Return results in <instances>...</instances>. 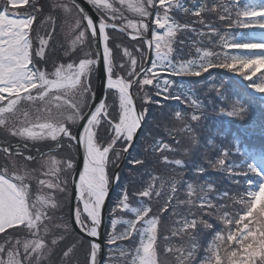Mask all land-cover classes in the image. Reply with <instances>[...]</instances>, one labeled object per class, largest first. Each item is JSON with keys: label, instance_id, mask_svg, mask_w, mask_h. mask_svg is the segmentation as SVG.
<instances>
[{"label": "snow or ice", "instance_id": "1", "mask_svg": "<svg viewBox=\"0 0 264 264\" xmlns=\"http://www.w3.org/2000/svg\"><path fill=\"white\" fill-rule=\"evenodd\" d=\"M85 2L95 15L78 0L0 4V132L17 140L0 147L5 157L0 166V234L6 238L0 244V264H43L52 254L59 257L56 264H166L169 254L175 264H264V247L249 235L255 232L264 239V215L252 210L256 193L264 187V171L259 170L258 188L230 195L231 189H221L223 180L198 184L183 180L184 172L178 173L181 180L151 175L161 162L188 166L164 155L178 152L172 144L149 143L172 112L175 118L183 115L164 101L189 108L190 99L196 100V90L175 78L208 74L202 80L206 82L214 69L226 67L245 80L255 77L251 88L264 94V72L252 76L251 70H239L248 60L264 57V51L251 57L235 51L254 49L243 45L264 40L238 43L230 31L221 34L205 22V13L218 12L220 21L231 23L235 0L201 3L195 9L182 0ZM173 10L195 19L178 22ZM125 11L136 18L126 17ZM240 16L241 10L236 11L237 25L250 24ZM255 20L264 21V15ZM250 27L264 32V24ZM203 37L221 49L229 45L231 55L217 63L213 56L218 53L204 46ZM212 91L223 106L228 100L223 81ZM241 110L237 101L229 116ZM227 155L223 152L208 165L237 182L240 165L226 163ZM192 171L197 180L206 173L200 165ZM145 174L150 177L146 186ZM182 180L184 199L178 194ZM166 185L169 192H164ZM162 193L166 198L154 211L151 201ZM225 201L238 207L229 212ZM170 223L179 225L171 236L191 238L187 250L167 243ZM199 226L210 230L212 239L198 259ZM161 239L166 245L162 249ZM250 245L257 247L255 254L246 251Z\"/></svg>", "mask_w": 264, "mask_h": 264}, {"label": "trees", "instance_id": "2", "mask_svg": "<svg viewBox=\"0 0 264 264\" xmlns=\"http://www.w3.org/2000/svg\"><path fill=\"white\" fill-rule=\"evenodd\" d=\"M221 2L222 0H182L185 6L192 9L199 7L201 3H207L211 6L212 4L219 5ZM223 2L229 3V0H223ZM235 3L237 6L233 8V21L231 23L220 21L218 19V12L205 13V22L213 23L214 27L221 30V34L225 31H230L231 35L236 37V42L238 43L264 40V32L251 29L250 27L251 25L259 27L261 24H264V21L255 20V17L264 15V0H254L252 3L249 0H235ZM238 10H241L239 18L241 20L247 18L250 24L237 25L235 23V12ZM252 10H255L257 13L253 14ZM172 14L178 22L191 23L195 19L191 14H184L177 10H173ZM194 26L197 28L203 27L198 24ZM204 30L207 31V29ZM184 35L187 37L191 34L185 33ZM191 39L195 40L197 38L192 36ZM202 39L204 40L205 47L213 50V53H218V55L213 56V59L217 63H223L231 55L227 52L229 45H225L221 49L214 44H210L207 37H203ZM213 39L217 40V44L219 43L218 38ZM243 46L254 48L235 50L237 54L245 57L255 56L264 51V49H260L264 48V44L249 43ZM185 50H188L187 44L185 45ZM262 61H264V57L248 60L246 63L240 65L239 70L242 72L251 70L252 76L258 75L264 72V66H261L263 64ZM228 67H236V65L229 63ZM207 75L205 74V77L175 78L178 83H185L187 87L196 90V100L190 99L189 108L177 101H164L165 105H171L175 110L181 111L183 115L175 118L174 112H172L170 117L158 128L159 134L149 138L150 144H155L161 140L172 144L178 152H166L164 155H168L170 159L184 160L188 168L181 169L174 165L165 166L161 162L151 170V175L164 176L166 179L176 175L177 180H181L178 173L184 172L183 180L191 179L198 184L202 183L203 179L223 180L221 185L222 190L231 189L230 195L244 194L246 190L258 188L260 182L261 173L252 168L251 165L256 161L255 156L264 157V94L256 93L251 88L250 85L257 82L255 77L252 80H245L236 73L229 72L226 67H217L213 70L211 80L202 82V80L207 78ZM222 81L228 89V100L224 102L223 106L216 99L217 93L215 91L209 92V88L212 86L219 87ZM200 100L203 101L202 104L197 103ZM237 101L242 105L243 110L239 114L230 117L229 112L232 111ZM193 115L196 117L195 119H193ZM168 129H170V132ZM170 135L174 136L179 143L176 144ZM237 148H239V152L236 151ZM223 152L229 154L227 155L226 163L240 165V167L235 169L238 177L237 182L227 180L229 173L216 172L208 165L209 160L217 159ZM156 155L159 156L160 154L156 153ZM196 165L203 166L206 169L204 177L200 180H197L196 175L192 171ZM149 178L148 174H145L143 177L145 186ZM183 180L181 181V190L178 193L181 199L186 198V185L183 184ZM249 181L252 182L251 185H249ZM169 191L170 185H166L164 192ZM165 198L166 196L163 193L162 197L153 198L151 203L154 211L161 206ZM225 203L230 206L226 209L229 212L234 211L238 207V205H231V201H225ZM185 207L181 208L182 212L185 211ZM198 207L199 203L197 202ZM252 210H258L264 215V191H262V196L259 199L254 200ZM193 211H196L197 215L200 213L199 209H193ZM125 218H130V214ZM215 223L219 224L221 229L224 228V225L220 221H215ZM178 226L174 223L168 225V231L165 232V235H168L170 239L167 243H170L174 247H183L187 250L192 244L191 238L188 235L171 236V229ZM209 231L208 229H204L203 226L198 227V243L201 245L198 259L199 255L203 253V248L211 242L212 237L208 234ZM249 235L254 240L259 239L260 246L264 247V239L258 237L255 232ZM261 236H264V233ZM158 243L161 249L166 246L162 239ZM246 251L255 254L258 249L254 245H250ZM160 259L164 260L165 257L160 256ZM166 264H175V257L169 254Z\"/></svg>", "mask_w": 264, "mask_h": 264}, {"label": "rangeland", "instance_id": "3", "mask_svg": "<svg viewBox=\"0 0 264 264\" xmlns=\"http://www.w3.org/2000/svg\"><path fill=\"white\" fill-rule=\"evenodd\" d=\"M61 2H63V0H61ZM2 3H3V0H0V4H2ZM124 14H125L126 17L134 18V19L136 18V17H133L132 14L128 13L127 11H125ZM49 27H51V25H49ZM38 30L41 32V35H44V29L39 28ZM58 30H59V28L57 26V31ZM59 38H60L61 41L64 40L63 35H61ZM68 43L70 44L71 41L69 40ZM60 55H63V50L62 49L60 50ZM262 63L263 64H261V66H264V61H262ZM14 143L15 144L17 143L16 138L7 137L5 133L0 132V147H5L6 144H12L13 145ZM31 151L34 153L35 149H32ZM25 154L27 155V154H30V153L26 152ZM4 162H5L4 154L0 153V166H2L4 164ZM21 163H23V162H21ZM260 168H261V170L264 171V163L260 166ZM262 191H264V188L263 189L261 188L260 191L256 193L255 200L259 199L262 196ZM5 239L6 238H5L4 234H0V244H3L5 242ZM47 239L50 240L51 236H49ZM58 260H59V257L57 255H55V254H52L50 256H46L45 257V260H44L43 264H49V261H51V264H56V262Z\"/></svg>", "mask_w": 264, "mask_h": 264}, {"label": "water", "instance_id": "4", "mask_svg": "<svg viewBox=\"0 0 264 264\" xmlns=\"http://www.w3.org/2000/svg\"><path fill=\"white\" fill-rule=\"evenodd\" d=\"M78 3H80L84 8L85 11L88 12L90 15H95V11L94 9L91 8V6H89L85 0H78ZM99 84H96V87L99 88Z\"/></svg>", "mask_w": 264, "mask_h": 264}, {"label": "flooded vegetation", "instance_id": "5", "mask_svg": "<svg viewBox=\"0 0 264 264\" xmlns=\"http://www.w3.org/2000/svg\"><path fill=\"white\" fill-rule=\"evenodd\" d=\"M9 144H6V146H8ZM12 145V144H11ZM13 145H15V143L13 144Z\"/></svg>", "mask_w": 264, "mask_h": 264}]
</instances>
